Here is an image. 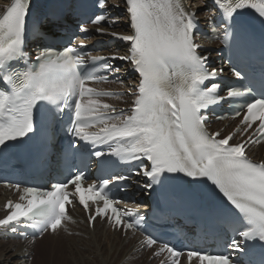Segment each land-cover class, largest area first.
I'll list each match as a JSON object with an SVG mask.
<instances>
[{
    "label": "snow or ice",
    "instance_id": "snow-or-ice-1",
    "mask_svg": "<svg viewBox=\"0 0 264 264\" xmlns=\"http://www.w3.org/2000/svg\"><path fill=\"white\" fill-rule=\"evenodd\" d=\"M214 3L221 17L223 43L231 53L232 75L246 81L239 88L214 82L223 69L209 70L208 57L201 54L202 45L194 39L197 9L183 0H124L128 34L99 27L94 31L124 42L127 54L102 57L89 53L87 60L86 44L63 40L57 31L69 23L63 7L50 9L43 18L37 16L34 23L32 0H12L0 15V162L36 144L43 145L38 159L46 160L53 137L60 131L65 139L57 162L62 161L71 176L50 185L21 187L23 182L17 181L13 187L22 194L18 202L7 201V215L0 218V227L16 233L15 225L35 221L29 225L35 229L33 236L56 233L62 221L70 219L66 204H71V197L89 213L90 226L99 219L125 234L144 231L141 244L158 246L153 257L169 254L161 264H180L185 253L187 264H264V161L256 162L246 154L249 143L264 140V39L258 64L251 54L253 29L259 25L264 35V0ZM92 6L108 7L106 0H92ZM70 11L87 16L93 24L107 22L112 27L119 22L106 21L94 12V18L88 16L92 11L88 0H81ZM77 27L81 33L93 31ZM32 29L38 43L34 58L26 51ZM115 60L127 63L138 74V83L131 86L135 91L120 93L134 97L129 109L92 99L115 93L98 91L86 83L107 78L98 76V62L104 73L119 79V68L110 62ZM221 91L226 95H220ZM254 91L259 98L252 95ZM242 97L248 101L232 112L234 117L242 115L235 132L243 135L258 122L255 140L249 136L230 143L234 133L223 137L220 132L210 133L206 126L210 107ZM93 159L100 175L85 186L86 169ZM133 176L145 178L147 182L138 187L158 192L167 203L174 202L180 188L181 203L198 209L206 230L234 233L227 248L240 255L177 247L148 232L146 218L137 209L117 206V195L127 192ZM70 185L74 191L68 190Z\"/></svg>",
    "mask_w": 264,
    "mask_h": 264
},
{
    "label": "bare ground",
    "instance_id": "bare-ground-1",
    "mask_svg": "<svg viewBox=\"0 0 264 264\" xmlns=\"http://www.w3.org/2000/svg\"><path fill=\"white\" fill-rule=\"evenodd\" d=\"M6 1L0 0V11L1 5ZM188 3L203 10L207 2L188 0ZM130 83L131 81L124 86ZM126 100L131 102L132 98L126 96ZM105 103L110 104L108 101ZM253 151L256 152L257 149L254 148ZM257 156L264 158V149L257 152ZM2 199L0 195V200ZM3 214L0 212V218ZM67 217L70 219H64L58 233H45L31 246L0 240V264H41L44 259H48L47 264H154L148 251L143 255L139 254L133 240L121 237L118 232H111L98 221L90 226L82 209L68 211ZM46 249L47 254L40 255Z\"/></svg>",
    "mask_w": 264,
    "mask_h": 264
},
{
    "label": "rangeland",
    "instance_id": "rangeland-1",
    "mask_svg": "<svg viewBox=\"0 0 264 264\" xmlns=\"http://www.w3.org/2000/svg\"><path fill=\"white\" fill-rule=\"evenodd\" d=\"M47 252H48V250L46 249L45 252L43 251V253L40 252L41 254H40V253H39V254H40V255L45 254V253L47 254ZM39 257H41V256H39ZM51 260H52V259H51ZM43 262H44V264L49 263L48 259H44V260H42L40 263L43 264ZM121 263H122V262H121ZM121 263H119V264H121Z\"/></svg>",
    "mask_w": 264,
    "mask_h": 264
}]
</instances>
